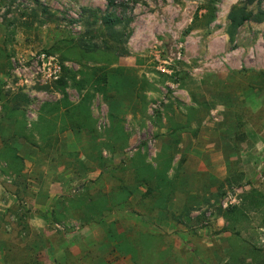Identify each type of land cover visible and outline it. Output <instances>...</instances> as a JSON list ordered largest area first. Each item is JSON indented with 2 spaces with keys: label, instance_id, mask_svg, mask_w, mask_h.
I'll use <instances>...</instances> for the list:
<instances>
[{
  "label": "rangeland",
  "instance_id": "rangeland-1",
  "mask_svg": "<svg viewBox=\"0 0 264 264\" xmlns=\"http://www.w3.org/2000/svg\"><path fill=\"white\" fill-rule=\"evenodd\" d=\"M234 9L264 0H0V264H264V21Z\"/></svg>",
  "mask_w": 264,
  "mask_h": 264
},
{
  "label": "trees",
  "instance_id": "trees-1",
  "mask_svg": "<svg viewBox=\"0 0 264 264\" xmlns=\"http://www.w3.org/2000/svg\"><path fill=\"white\" fill-rule=\"evenodd\" d=\"M230 20L232 23V29H238L242 25H244L246 22H250L252 20L263 22L264 12L260 13L259 15H254L252 13H247L243 9H234L230 15ZM107 21L109 22L110 18H108ZM60 83L61 85L66 84L64 79ZM72 119L73 120H70L71 124L77 127H82L81 125H78L79 120L82 122L81 118L77 117V118H72ZM143 180H144L143 182L148 187V189H147V192L143 195L141 201L143 204L147 206V208L145 209L147 210V212H149L148 214H151L155 210L160 208L161 203L165 201V198H163L164 195L162 194L161 187L164 182L168 183L169 179H167V174L166 175L159 174L158 176H150L149 178H145ZM254 191L255 190L251 191L252 194L255 193ZM256 195L258 197V193ZM155 206H158V207H155ZM88 220L89 218L86 216H83L80 219V221L84 223H86Z\"/></svg>",
  "mask_w": 264,
  "mask_h": 264
},
{
  "label": "built area",
  "instance_id": "built-area-1",
  "mask_svg": "<svg viewBox=\"0 0 264 264\" xmlns=\"http://www.w3.org/2000/svg\"><path fill=\"white\" fill-rule=\"evenodd\" d=\"M57 72H58V71H55L54 75H56V74H57ZM55 79L57 80L58 78H57V77H55Z\"/></svg>",
  "mask_w": 264,
  "mask_h": 264
}]
</instances>
